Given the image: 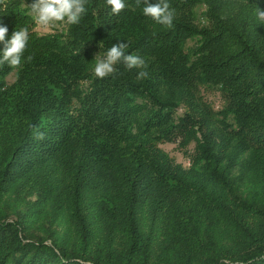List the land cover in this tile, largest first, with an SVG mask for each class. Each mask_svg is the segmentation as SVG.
I'll use <instances>...</instances> for the list:
<instances>
[{
  "label": "trees",
  "instance_id": "16d2710c",
  "mask_svg": "<svg viewBox=\"0 0 264 264\" xmlns=\"http://www.w3.org/2000/svg\"><path fill=\"white\" fill-rule=\"evenodd\" d=\"M168 2L172 27L88 0L39 35L32 0H0L6 41L30 30L20 68L0 66V264H264V0ZM122 40L147 78L95 76Z\"/></svg>",
  "mask_w": 264,
  "mask_h": 264
},
{
  "label": "clouds",
  "instance_id": "9594fccd",
  "mask_svg": "<svg viewBox=\"0 0 264 264\" xmlns=\"http://www.w3.org/2000/svg\"><path fill=\"white\" fill-rule=\"evenodd\" d=\"M88 0H32L31 4H26L28 14L32 17L36 29L51 30L58 24L78 25L82 17L86 14V4ZM137 6L143 4V14L150 17L156 23L167 27H172L175 11L168 0H157L150 3V0H135ZM114 15H119L126 7L125 0H106ZM6 7V5H5ZM257 19L264 22V10L257 7ZM29 27H22L13 31L11 38L6 41L8 28L0 26V42L4 43V49L0 54V66L7 64L12 69H19L22 61L25 60V51L29 43ZM102 47V42L99 48ZM128 43L121 41L106 52L95 55L94 74L97 78L103 79L116 73L117 64H123L128 70L140 69L137 79L147 78L148 73L143 70L147 65L145 60L138 54H126ZM33 56L26 57V62H31ZM37 139H44V134L38 129L34 130Z\"/></svg>",
  "mask_w": 264,
  "mask_h": 264
},
{
  "label": "rangeland",
  "instance_id": "374dc122",
  "mask_svg": "<svg viewBox=\"0 0 264 264\" xmlns=\"http://www.w3.org/2000/svg\"><path fill=\"white\" fill-rule=\"evenodd\" d=\"M199 20L197 23H200L201 25H204L205 22L202 19L203 16V11H201V9L199 10ZM202 19V20H201ZM63 28H65V26L63 24H58L55 28L51 29V30H43V29H36L35 31L39 34V35H45V34H50V33H56V32H60L63 30ZM190 46L193 45L192 42H190L189 44ZM7 81L9 84H12L15 81V74H12L11 76H9L7 78ZM206 101H208L215 110H219L221 109L222 105H223V101H222V97L220 95L219 92L215 91V92H211L208 93L206 96ZM180 114L183 113V110L179 111ZM194 144H192L189 149L188 152L189 154H193L194 152ZM163 149L179 164H181L182 166H184L186 169L190 167L191 165V161L190 158H188L187 156L184 155V151L180 148L179 146V141L173 143V144H165L163 146Z\"/></svg>",
  "mask_w": 264,
  "mask_h": 264
}]
</instances>
